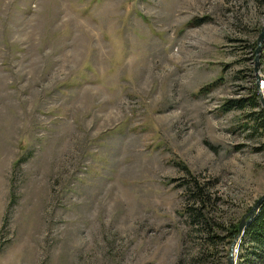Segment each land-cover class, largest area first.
<instances>
[{"label": "rangeland", "instance_id": "1", "mask_svg": "<svg viewBox=\"0 0 264 264\" xmlns=\"http://www.w3.org/2000/svg\"><path fill=\"white\" fill-rule=\"evenodd\" d=\"M263 25L264 0H0V264H228L264 120L222 106Z\"/></svg>", "mask_w": 264, "mask_h": 264}, {"label": "trees", "instance_id": "2", "mask_svg": "<svg viewBox=\"0 0 264 264\" xmlns=\"http://www.w3.org/2000/svg\"><path fill=\"white\" fill-rule=\"evenodd\" d=\"M256 45L254 46V48ZM263 53L261 54V59L264 57V42H263ZM215 85V82L208 83L207 85H203L201 87V91H206L205 89H211L212 86ZM255 92L253 95L249 96H241V97H234L229 98L223 103V109L229 110L231 108H239L244 109L247 106L251 105L252 107H258L260 109H256L255 111L250 112L249 114L252 115L257 112V117L264 120V108L261 107L260 104V96L258 93L256 83H254ZM257 92V93H256ZM254 120L253 118H251ZM264 126V121L263 124ZM21 158L19 157L15 164H18ZM190 170V169H189ZM191 175H193L192 171H189ZM194 194L195 202L197 205L190 208L187 207V211L189 212L190 216L192 217L191 223L197 224L205 222L210 224V217H208L207 206L210 200L208 196V191H206L205 182L201 181L197 176H192L191 180H189V192ZM228 234L227 237L230 241L233 240L239 233V223H231L230 226L227 227ZM220 236L217 233H214L212 237ZM229 241V242H230ZM237 264H264V201L259 207L256 215L253 219L247 224L243 235L241 236V240L238 246V259Z\"/></svg>", "mask_w": 264, "mask_h": 264}, {"label": "water", "instance_id": "3", "mask_svg": "<svg viewBox=\"0 0 264 264\" xmlns=\"http://www.w3.org/2000/svg\"><path fill=\"white\" fill-rule=\"evenodd\" d=\"M263 42H264V25H263V28H262L261 33L259 35L258 45H257L256 51H255V53H256V57H255V71H256V77H257V87L260 85V81H261V77H260V74H259V66H260V56H261ZM262 102H263V106H264V98L262 99ZM263 201H264V193L258 198L256 203L250 209L249 214L240 222V224H239V233H238L236 239L234 240L233 246L235 244H237V247L239 246V243H240V240H241V236L243 235L247 224L256 215V213L259 210V207L261 206ZM233 246H232V249H231V252H230V257L228 259V264H237V255H235V252L233 251V249H234ZM237 250H238V248H237Z\"/></svg>", "mask_w": 264, "mask_h": 264}, {"label": "bare ground", "instance_id": "4", "mask_svg": "<svg viewBox=\"0 0 264 264\" xmlns=\"http://www.w3.org/2000/svg\"><path fill=\"white\" fill-rule=\"evenodd\" d=\"M260 77H261V76H260ZM261 79H262V82L260 81L261 83H260V85H259L258 87H260V90H261V91H264V76H262ZM258 89H259V88H258Z\"/></svg>", "mask_w": 264, "mask_h": 264}, {"label": "built area", "instance_id": "5", "mask_svg": "<svg viewBox=\"0 0 264 264\" xmlns=\"http://www.w3.org/2000/svg\"><path fill=\"white\" fill-rule=\"evenodd\" d=\"M260 90V89H259Z\"/></svg>", "mask_w": 264, "mask_h": 264}]
</instances>
